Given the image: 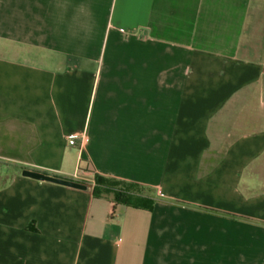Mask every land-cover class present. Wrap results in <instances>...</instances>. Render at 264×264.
<instances>
[{"label": "crops", "instance_id": "obj_1", "mask_svg": "<svg viewBox=\"0 0 264 264\" xmlns=\"http://www.w3.org/2000/svg\"><path fill=\"white\" fill-rule=\"evenodd\" d=\"M0 264H264V0H0Z\"/></svg>", "mask_w": 264, "mask_h": 264}, {"label": "trees", "instance_id": "obj_2", "mask_svg": "<svg viewBox=\"0 0 264 264\" xmlns=\"http://www.w3.org/2000/svg\"><path fill=\"white\" fill-rule=\"evenodd\" d=\"M115 181V182H112ZM122 183L112 178L96 174V181L93 185V194L100 196L103 193H113L115 202L130 203L136 206L150 208L152 202L143 203L145 197L132 193L131 188L127 186H120Z\"/></svg>", "mask_w": 264, "mask_h": 264}, {"label": "water", "instance_id": "obj_3", "mask_svg": "<svg viewBox=\"0 0 264 264\" xmlns=\"http://www.w3.org/2000/svg\"><path fill=\"white\" fill-rule=\"evenodd\" d=\"M22 174L28 177H32L34 179L38 180H46V181H51L54 183L74 187V188H79V189H86L88 186L87 184L74 180V179H69V178H63L60 176H56L53 174L45 173L42 171H37V170H31V169H23Z\"/></svg>", "mask_w": 264, "mask_h": 264}, {"label": "rangeland", "instance_id": "obj_4", "mask_svg": "<svg viewBox=\"0 0 264 264\" xmlns=\"http://www.w3.org/2000/svg\"><path fill=\"white\" fill-rule=\"evenodd\" d=\"M87 178H91V180H83V179H80V181H84V182H87L88 184L92 183V184H95V181H96V174H92L91 177H87ZM115 180V179H113ZM112 182H115V181H112ZM122 187H124L125 185H120ZM128 187V186H127ZM129 188H131V192H135V191H138L139 193H144L146 192V190H141L140 188H135V187H132L130 186Z\"/></svg>", "mask_w": 264, "mask_h": 264}, {"label": "built area", "instance_id": "obj_5", "mask_svg": "<svg viewBox=\"0 0 264 264\" xmlns=\"http://www.w3.org/2000/svg\"><path fill=\"white\" fill-rule=\"evenodd\" d=\"M78 136L81 137L83 143L87 142L88 138L85 135H83V134H79V135L78 134H72L69 138V143L74 144L76 142V137H78ZM76 177H77V175H76Z\"/></svg>", "mask_w": 264, "mask_h": 264}]
</instances>
